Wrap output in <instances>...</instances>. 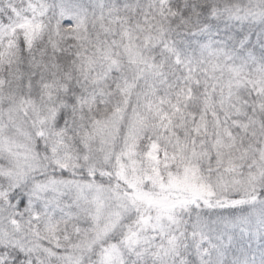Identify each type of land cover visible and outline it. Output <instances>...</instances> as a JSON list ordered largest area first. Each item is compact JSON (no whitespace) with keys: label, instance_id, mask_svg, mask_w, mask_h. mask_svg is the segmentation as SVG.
Returning <instances> with one entry per match:
<instances>
[{"label":"snow or ice","instance_id":"6c2138e0","mask_svg":"<svg viewBox=\"0 0 264 264\" xmlns=\"http://www.w3.org/2000/svg\"><path fill=\"white\" fill-rule=\"evenodd\" d=\"M0 264H264V0H0Z\"/></svg>","mask_w":264,"mask_h":264}]
</instances>
